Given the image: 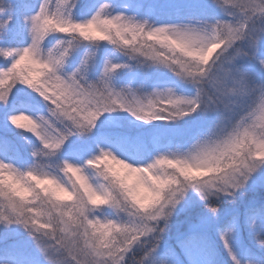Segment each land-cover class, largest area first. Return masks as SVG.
Segmentation results:
<instances>
[{
    "label": "clouds",
    "instance_id": "1",
    "mask_svg": "<svg viewBox=\"0 0 264 264\" xmlns=\"http://www.w3.org/2000/svg\"><path fill=\"white\" fill-rule=\"evenodd\" d=\"M105 4V17L130 18V23L118 22L119 27L113 28L97 22L95 31L107 37L104 42L131 59L143 57L146 63L164 67L171 60L184 70L183 80L194 87L195 94L185 96L168 87L159 89L161 98L168 100L167 90L171 89L173 113H196L199 108L200 113L214 115L216 119L208 131L195 136L182 150L167 149L149 160H130L108 149L107 158L86 162L83 169L76 167L75 178L62 161L48 163L41 159L23 169L12 163L0 166V197H4L0 201L4 206L0 209V228L19 225L33 241L38 234L43 244H58L49 251L51 261L43 256L45 264H164L144 244H138L127 254H121V248L131 231L149 222L162 207L174 211L167 201L179 199L180 181L184 179L181 169L214 170L208 172L212 175L198 178L205 186V182L234 184L242 180L248 166L258 165L256 171L264 167V0H208V6L216 9L218 15L164 24L127 11L114 12L109 0L100 3L98 9ZM14 8L12 0H0V29H7ZM63 19L49 23L46 40L64 27L71 28L69 39L64 44L57 39L51 46L40 41L21 67V77L31 79L29 73H37L41 81L55 84L72 79L74 74H85L87 68L82 64L71 72L66 70V52L81 42L96 45L100 41L87 28L84 31L88 35H82L75 26L63 23ZM159 28L164 31H156L149 39L146 32ZM21 47L31 48L32 39ZM85 55L90 60L94 53ZM197 99L195 106L187 103ZM161 160L164 162L160 163ZM230 161L233 163L229 164ZM236 162H240L239 167ZM165 181L167 184L162 187ZM54 190L70 192L72 202L54 201ZM19 193L28 195L22 199ZM138 196L141 200L153 197L159 203L144 208L137 202ZM94 199L101 203H92ZM11 203L31 221L28 228L15 222V214L8 210ZM106 208L113 211L114 218L105 214ZM162 223L161 220V228ZM102 224L106 226L101 227ZM41 227L49 230L38 233ZM53 235L55 241L51 239ZM255 243L264 250V235L257 234ZM229 257L231 264H264L259 259L240 258L233 251Z\"/></svg>",
    "mask_w": 264,
    "mask_h": 264
},
{
    "label": "rangeland",
    "instance_id": "2",
    "mask_svg": "<svg viewBox=\"0 0 264 264\" xmlns=\"http://www.w3.org/2000/svg\"><path fill=\"white\" fill-rule=\"evenodd\" d=\"M19 1L23 6L21 9L18 8L16 0H12L15 4L11 13L13 19L6 30L0 29V46L16 42L14 47H21L29 42L27 26L23 23L22 15L35 14L41 0ZM102 2L104 0H80L73 9V18L77 21L90 18ZM109 2L114 5V12L127 11L129 14L134 13L141 18L148 17L157 24L176 22L190 17L218 15L216 9L208 6V0H109ZM14 35L15 38H13ZM60 38V34H52L45 43L47 46H51ZM261 51L264 52V43L261 44ZM88 52L94 53L85 72L89 81L95 82L105 62L111 60L113 63L125 65L112 76L111 82L116 90L131 88L138 95H143L154 90L172 87L177 93L185 96L195 94V89L191 84L177 77L168 68L150 62L146 63L143 57L131 59L123 53L117 52L114 46L104 41L96 45H91L89 42L77 44L67 59L66 70L71 72L78 67ZM119 72L120 74H118ZM17 87L23 86L17 85ZM13 111H27L33 116H47L48 103L37 93L25 89L13 99L12 103L7 106V110L3 105H0L1 160L22 168L12 156L8 154L3 156L7 147L9 150L13 146L19 147L18 129L7 120V115L12 114ZM31 119V117L22 119L20 124L29 123ZM215 119L214 115H205L198 111L178 121L161 120L143 123L137 121L128 112L105 113L90 132L70 137L63 149L55 156L43 157L42 160L48 163L69 160L75 164L83 165L88 158L97 154V145L101 148L111 149L115 154L121 155L122 158H130V160H137L140 150L142 154L150 153L152 155L167 149L179 148L182 150L191 143L195 136L208 131L213 126ZM149 126L150 128H148ZM131 135L134 136L135 140L127 142V138ZM40 147L39 142L34 150H38ZM75 152H79L81 155L72 156ZM69 175L75 178L77 174L69 173ZM207 175L212 174L208 173L200 178H206ZM262 187H264V167L255 171L244 186L236 190L232 196L220 194L205 201L200 198V194L195 189H188L184 198L176 205L168 221L192 209L195 210L194 217L196 219L191 221L192 223L187 226L188 229H209L218 224L232 210L227 202L228 199L236 197L240 192H250L252 198L258 199L259 197L254 193ZM61 197L62 199L57 200L55 196H52V199L62 204L72 202L67 193H63ZM3 200L4 197H0V201ZM209 204L215 205L218 209L215 215L209 211ZM105 214L114 218L111 209L106 208ZM97 215L100 214L97 213ZM166 223L163 222L162 224L165 225ZM163 248L164 244L158 242L156 257ZM0 264H45V260L24 228L14 225L9 229L0 228Z\"/></svg>",
    "mask_w": 264,
    "mask_h": 264
},
{
    "label": "snow or ice",
    "instance_id": "3",
    "mask_svg": "<svg viewBox=\"0 0 264 264\" xmlns=\"http://www.w3.org/2000/svg\"><path fill=\"white\" fill-rule=\"evenodd\" d=\"M76 7V0H41L38 11L35 14L22 15L23 23L27 26L28 36L32 39V47L25 49L23 47H12L10 45L0 46V105H3L5 110L7 106L12 103L13 99L25 89L31 90L37 93L48 103V114L33 116L27 111H13L12 114L7 115V120L17 129H23L25 126L20 124L23 117H31L29 120L31 127L29 132L34 133L37 140L40 142L41 147L38 150L32 151L34 163H39L43 157L55 156L61 151L64 145L67 143L70 137L75 135H83L90 132L95 126L99 118L105 113H112L115 111H124L131 114L137 121L143 123H149L151 121L170 120L174 121L190 116L195 113L188 111L184 114H175L170 108L172 90L168 89V100L161 98V92L159 90L151 92L149 94L138 95L131 88L116 90L112 85V76L119 69L125 67V65L113 63L111 60L105 62L103 69L95 82L89 81L87 76L73 75L72 79L59 80L58 83L52 84L49 81H41L40 74L29 73L31 79L20 76V69L22 65L26 63L27 57L33 49L39 46L40 41L46 42V37L49 32L48 25L50 22L57 21L60 17H64L63 23L75 26L82 35L87 36L88 33L84 31L87 28L94 39L103 42L107 39L103 33L95 31V25L97 22L106 23L113 28H118L119 23H130V18H124L120 16L105 17L103 15L105 4L99 8L95 15L91 16L87 21L75 20L73 18V9ZM12 20L9 21L11 23ZM136 27V25H132ZM59 27V24H57ZM143 29V26H139ZM127 30V29H126ZM156 31H164V28L156 29L155 31H147L146 35L151 39ZM71 32L70 27L60 28L56 34H60V44H64L69 39ZM6 34V33H5ZM119 36L120 33L117 32ZM15 38V35L13 36ZM135 39V37H133ZM128 43L127 40L124 41ZM71 50L66 52L67 56H70ZM159 53H156V57H159ZM207 63V60L205 61ZM89 63V57L85 55L81 64L87 68ZM166 67L172 71L177 77L184 78V70L176 67L171 60L166 61ZM79 72L80 69H77ZM22 85L23 87H17ZM200 95V90H197V97ZM189 105L195 106L199 103V100H187ZM199 111V108H196ZM21 113L23 116H21ZM21 131V130H20ZM98 152L94 156L88 158L85 163H94L101 157L107 158L108 150L101 148L97 145ZM69 172L75 174L76 167L83 169V165L75 164L69 160L62 161ZM164 161L161 160L160 163ZM233 162L230 161L229 164ZM240 162H236L235 166L239 167ZM0 166H7L6 162L0 160ZM258 165L253 164L246 168V172L240 182L226 185H212L211 182H205V186H202L198 182V178L205 176L208 172L214 170L209 169L195 170V169H181L180 176L184 179L180 181L179 187V199L167 201V204L171 205V208H176V205L185 196L188 189H195L200 194L202 200L208 201L212 196H219L224 194L226 196H232L234 192L249 180L252 173L256 171ZM144 171H148L147 168ZM157 180L158 178H153ZM173 180H177V177H173ZM167 184V181L162 184V187ZM83 186V185H82ZM59 193H67L68 198L72 199L70 192L63 190H54L52 196H55L57 200L62 199ZM21 198H25L28 193H19ZM137 202L141 207H151L156 203H159L153 197H147L143 200L140 197H136ZM92 203H101L100 200L94 199ZM4 206L0 204V209ZM209 211L212 214H216L218 209L215 205L209 204ZM9 212L15 214V222L17 224H23L25 228L30 226L31 221L24 218L22 212H18L15 203H11L8 206ZM172 211L161 208V211L152 216L149 222L143 224L138 228H134L131 231V235L127 242L122 245L121 254H127L132 249H135L138 244H144L151 252H156L157 243L160 240V234L164 229L159 227V222L162 220L166 223L172 216ZM106 225L102 224L101 227ZM49 229L47 227H41L37 229V232L44 231L47 233ZM98 231L100 229H97ZM230 230L221 234V240L224 242L225 248L230 255L232 248L229 244L228 236ZM53 241L56 240L55 235L51 237ZM34 243L39 252L47 258L49 261L52 257L49 255L50 249L58 247L59 245L42 243L39 235L34 236Z\"/></svg>",
    "mask_w": 264,
    "mask_h": 264
},
{
    "label": "trees",
    "instance_id": "4",
    "mask_svg": "<svg viewBox=\"0 0 264 264\" xmlns=\"http://www.w3.org/2000/svg\"><path fill=\"white\" fill-rule=\"evenodd\" d=\"M79 1L76 0V3ZM16 4L19 9L23 8L21 1L16 0ZM15 45L16 42L10 43L12 47ZM22 125L25 127L18 129L19 147L13 146L10 150L7 147L3 156L6 154L12 156L23 169L34 162L32 151L39 142L35 134L28 131L31 125L29 123ZM133 140H135L133 135L127 138V142ZM141 152L140 150L137 160H149L153 156ZM80 155L79 152L72 154V156ZM254 194L259 198H252L250 192H240L236 197L228 199L227 202L232 210L209 229H188L187 226L196 219L195 210L192 209L173 217L165 225L162 224L164 232L161 233L162 238L159 242L164 244V248L159 252L157 259L164 261V264H231L228 251L221 240V234L230 230L228 240L234 253L240 258L264 261V250L255 243L257 234L264 235V187ZM59 195L63 196V193ZM28 199L30 197L26 198V203Z\"/></svg>",
    "mask_w": 264,
    "mask_h": 264
}]
</instances>
